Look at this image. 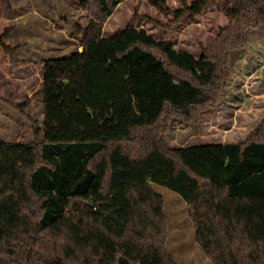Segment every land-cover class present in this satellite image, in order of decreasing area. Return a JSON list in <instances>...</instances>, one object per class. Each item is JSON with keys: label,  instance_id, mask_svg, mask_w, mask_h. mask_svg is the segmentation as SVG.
Returning <instances> with one entry per match:
<instances>
[{"label": "trees", "instance_id": "16d2710c", "mask_svg": "<svg viewBox=\"0 0 264 264\" xmlns=\"http://www.w3.org/2000/svg\"><path fill=\"white\" fill-rule=\"evenodd\" d=\"M122 1L83 0L82 50L44 60L43 138L0 140V264H181L152 182L183 196L214 264H264V119L238 142L164 139L173 118L222 101L264 0H227L229 23L200 56L143 27L103 35Z\"/></svg>", "mask_w": 264, "mask_h": 264}, {"label": "rangeland", "instance_id": "374dc122", "mask_svg": "<svg viewBox=\"0 0 264 264\" xmlns=\"http://www.w3.org/2000/svg\"><path fill=\"white\" fill-rule=\"evenodd\" d=\"M201 2L199 10L191 6ZM10 15H0V140L43 138L42 99L46 58L82 50L92 16L83 0H9ZM0 8L4 10L2 0ZM227 0H123L103 23L109 36L130 26L143 27L158 39L200 56L208 40L229 23ZM5 11V10H4ZM8 36H5L6 32ZM264 119V29L233 50L230 77L222 101L205 109L198 121L173 118L164 133L171 146L238 142ZM161 194L169 224L168 248L181 264H214L201 248L189 205L177 191L152 182Z\"/></svg>", "mask_w": 264, "mask_h": 264}, {"label": "water", "instance_id": "95a60500", "mask_svg": "<svg viewBox=\"0 0 264 264\" xmlns=\"http://www.w3.org/2000/svg\"><path fill=\"white\" fill-rule=\"evenodd\" d=\"M91 203H92V201H91Z\"/></svg>", "mask_w": 264, "mask_h": 264}]
</instances>
